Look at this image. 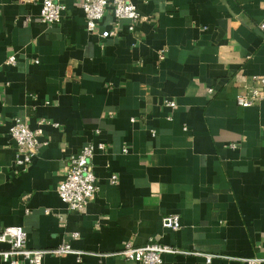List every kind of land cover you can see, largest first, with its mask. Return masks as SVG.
Returning <instances> with one entry per match:
<instances>
[{
	"label": "crops",
	"instance_id": "1",
	"mask_svg": "<svg viewBox=\"0 0 264 264\" xmlns=\"http://www.w3.org/2000/svg\"><path fill=\"white\" fill-rule=\"evenodd\" d=\"M133 1L144 15L134 29L123 19L99 36L80 0H62L54 22L40 19L41 0H0V228L21 225L29 246L67 240L82 251L42 264H140L113 252L150 238L189 250L160 264L263 257L264 96L248 106L235 96L264 73V0ZM112 22L106 9L99 25ZM15 118L42 129L24 168ZM88 142L105 144L92 158L99 190L71 209L56 188ZM171 213L177 229L162 223Z\"/></svg>",
	"mask_w": 264,
	"mask_h": 264
},
{
	"label": "built area",
	"instance_id": "2",
	"mask_svg": "<svg viewBox=\"0 0 264 264\" xmlns=\"http://www.w3.org/2000/svg\"><path fill=\"white\" fill-rule=\"evenodd\" d=\"M80 6L85 15L86 29L90 33L99 36L116 34L122 26V20L126 19V27L133 30L135 23L144 15L138 10L133 0H80ZM65 4L62 0H41L39 11L40 19L47 22H54L60 19ZM110 9L113 16L112 25L103 27L99 25L105 10ZM264 26V21L260 22ZM163 56V51H160ZM8 61H14V55L8 56ZM251 82L245 92L235 96L237 104L248 106L256 103L264 96V73H252ZM209 91H212L210 88ZM166 103L175 106V100L169 99ZM40 126L30 128L25 122L15 118L9 126V134L16 143V153L14 163L21 168L31 161L32 156L37 152L40 144ZM103 142L86 143L77 153H72L67 158V170L63 180L57 185L56 191L60 199L65 202L68 208L80 210L84 208L89 199L94 196L99 188L95 183L92 158L96 148L104 149ZM115 175H112L114 181ZM162 223L165 226L177 229L180 226L177 213L162 216ZM0 243L5 244L0 248V257L9 264H22V260H27L30 264H42L43 256L47 253L57 255L66 253L81 254L82 251L75 249L64 240L55 247H34L27 244L26 232L21 225H9L0 228ZM186 253L177 246L165 244L150 238L144 244L135 245L126 242L123 247L113 252L122 258L138 262L140 264H160L163 253ZM206 261L218 253H203ZM239 259L246 264H262L264 256H243Z\"/></svg>",
	"mask_w": 264,
	"mask_h": 264
}]
</instances>
